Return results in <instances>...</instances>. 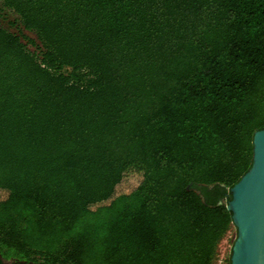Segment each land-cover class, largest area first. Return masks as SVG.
<instances>
[{"label": "trees", "instance_id": "1", "mask_svg": "<svg viewBox=\"0 0 264 264\" xmlns=\"http://www.w3.org/2000/svg\"><path fill=\"white\" fill-rule=\"evenodd\" d=\"M0 3V264H213L264 130V0Z\"/></svg>", "mask_w": 264, "mask_h": 264}, {"label": "water", "instance_id": "2", "mask_svg": "<svg viewBox=\"0 0 264 264\" xmlns=\"http://www.w3.org/2000/svg\"><path fill=\"white\" fill-rule=\"evenodd\" d=\"M253 146L252 167L229 189L226 204L237 230L230 264H264V130L255 133Z\"/></svg>", "mask_w": 264, "mask_h": 264}, {"label": "rangeland", "instance_id": "3", "mask_svg": "<svg viewBox=\"0 0 264 264\" xmlns=\"http://www.w3.org/2000/svg\"><path fill=\"white\" fill-rule=\"evenodd\" d=\"M17 20L18 17L11 11L5 9L0 3V26L10 31H15L16 28L13 27V23ZM26 34L32 36L28 33ZM16 229L17 228H12L9 232H12ZM236 238L237 230L233 226L219 243L215 253L213 264H230L231 251Z\"/></svg>", "mask_w": 264, "mask_h": 264}]
</instances>
